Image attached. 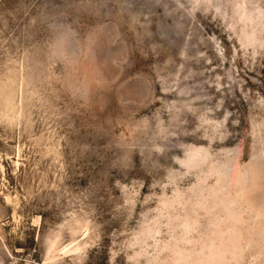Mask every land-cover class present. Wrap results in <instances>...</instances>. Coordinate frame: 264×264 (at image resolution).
Masks as SVG:
<instances>
[{
	"label": "rangeland",
	"instance_id": "1",
	"mask_svg": "<svg viewBox=\"0 0 264 264\" xmlns=\"http://www.w3.org/2000/svg\"><path fill=\"white\" fill-rule=\"evenodd\" d=\"M0 264H264V0H0Z\"/></svg>",
	"mask_w": 264,
	"mask_h": 264
}]
</instances>
